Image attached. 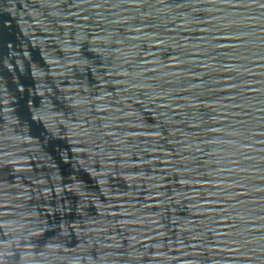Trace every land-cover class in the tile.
Here are the masks:
<instances>
[{
    "label": "water",
    "instance_id": "1",
    "mask_svg": "<svg viewBox=\"0 0 264 264\" xmlns=\"http://www.w3.org/2000/svg\"><path fill=\"white\" fill-rule=\"evenodd\" d=\"M0 264H264V0H0Z\"/></svg>",
    "mask_w": 264,
    "mask_h": 264
}]
</instances>
